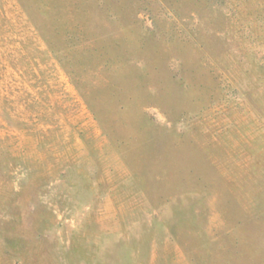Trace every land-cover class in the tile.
Instances as JSON below:
<instances>
[{"label":"rangeland","instance_id":"rangeland-1","mask_svg":"<svg viewBox=\"0 0 264 264\" xmlns=\"http://www.w3.org/2000/svg\"><path fill=\"white\" fill-rule=\"evenodd\" d=\"M0 264H264V0H0Z\"/></svg>","mask_w":264,"mask_h":264}]
</instances>
